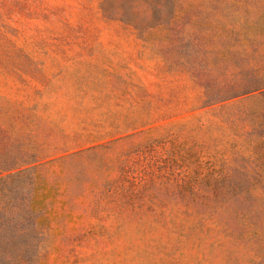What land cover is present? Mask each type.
I'll use <instances>...</instances> for the list:
<instances>
[{
  "label": "rangeland",
  "instance_id": "rangeland-1",
  "mask_svg": "<svg viewBox=\"0 0 264 264\" xmlns=\"http://www.w3.org/2000/svg\"><path fill=\"white\" fill-rule=\"evenodd\" d=\"M0 168L9 264H264V0H0Z\"/></svg>",
  "mask_w": 264,
  "mask_h": 264
},
{
  "label": "trees",
  "instance_id": "trees-1",
  "mask_svg": "<svg viewBox=\"0 0 264 264\" xmlns=\"http://www.w3.org/2000/svg\"><path fill=\"white\" fill-rule=\"evenodd\" d=\"M33 184L34 177L24 168L5 174L0 168V264L13 262V253L38 244L42 230L32 207Z\"/></svg>",
  "mask_w": 264,
  "mask_h": 264
}]
</instances>
